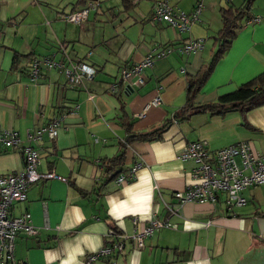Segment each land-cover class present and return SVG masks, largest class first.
<instances>
[{
  "label": "crops",
  "instance_id": "1",
  "mask_svg": "<svg viewBox=\"0 0 264 264\" xmlns=\"http://www.w3.org/2000/svg\"><path fill=\"white\" fill-rule=\"evenodd\" d=\"M128 1L0 0V130L16 131L20 138L14 148L0 144V174L22 168L26 130L35 133L50 118L65 114L54 138L42 132L33 143L37 171H52L65 180L41 178L6 209L9 217L28 212L36 227L33 236L16 233L13 258L25 264H83L87 254L110 240L108 229L129 236L154 217L170 226L154 229L141 248H134L127 237L122 251L91 264H264V182L241 189L240 205H226L225 193H217L212 202H184L176 212L163 204H177L174 193L195 182V163L179 158L188 143L200 141L211 152L246 142L264 152V103L243 113L176 115L186 102L188 79L214 50L220 9L239 7L246 0H165L185 13L201 4L198 19L181 33L150 19L157 0ZM88 2L96 7L78 24L61 18ZM238 22L230 46L191 100L194 105L214 101L264 71V0H250ZM189 39H201V48L187 55L170 52L142 70L141 84L132 77L118 83L116 93L108 90L120 69L147 51ZM32 56L66 67L82 62L94 74L71 85L63 71L41 67L32 82ZM155 95L158 104L137 117ZM164 120L168 123L158 138L126 143L120 173L140 161L134 178L121 184L108 178L105 161L122 149L121 139L128 134L124 123L134 135Z\"/></svg>",
  "mask_w": 264,
  "mask_h": 264
},
{
  "label": "built area",
  "instance_id": "2",
  "mask_svg": "<svg viewBox=\"0 0 264 264\" xmlns=\"http://www.w3.org/2000/svg\"><path fill=\"white\" fill-rule=\"evenodd\" d=\"M200 6L201 4L197 2L190 12L185 13L172 7L165 0H157L152 4L150 19L162 21L180 33L185 32L189 30L190 24L198 19V14L201 10ZM92 8H95L94 3L88 2L86 7L61 14V18L78 24L85 18L87 10ZM253 20H258V18ZM201 46V39H189L174 46L155 47L147 51L140 60L120 69L119 81L129 82L130 78L135 77L134 83L141 84L142 70L150 67L155 59L163 57L170 52L187 55L194 53ZM41 67L58 68L63 71L67 83L71 85L81 83L83 77L91 79L94 74L93 67L82 62L70 63V67H66L62 63L53 61L48 57L32 56L29 61L28 71L30 81L33 82L37 79L40 75ZM117 88L118 81L111 82L108 86V90L111 93H116ZM158 102L159 97L155 95L136 116L142 117L145 109L151 105L158 104ZM64 115L60 113L50 118L45 126L35 133L26 130L25 139L28 144L21 147L23 154L22 168L13 173L0 174V264H25L13 258L15 235L19 231L27 236L36 234V227L31 224L29 213L24 212L21 215L9 217L6 213L9 205L14 201L23 199L27 187L41 178L65 180V177L56 175L52 171L46 173L37 171L39 158L36 147L33 145L40 138L42 132H45L49 138H54L59 122ZM19 142L20 138L16 131L0 130V144L3 147L14 148L18 146ZM121 142L127 145L122 139ZM179 158L182 160L191 159L195 163L192 169V177L195 182L183 191L174 193L177 204L163 203L165 209L169 212H176L178 206L184 202H212L216 200L217 193L226 194L224 198L226 205H240L244 202V199L237 194L241 189L253 187L264 182V152L253 150L246 142L229 144L211 152L200 141L190 142L180 153ZM140 166L141 162L135 161L125 174L119 173L115 177V182L121 184L132 180L135 171ZM169 226L170 224L166 220L149 217L137 231H134L129 236L124 235V233L116 234L110 228L107 232L110 240L94 253L87 254L83 264H91L100 257H106L114 252L122 251L123 242L127 237L132 240L134 248H141L144 238L149 236L154 229Z\"/></svg>",
  "mask_w": 264,
  "mask_h": 264
},
{
  "label": "trees",
  "instance_id": "3",
  "mask_svg": "<svg viewBox=\"0 0 264 264\" xmlns=\"http://www.w3.org/2000/svg\"><path fill=\"white\" fill-rule=\"evenodd\" d=\"M128 3V0H124ZM249 1L239 7L227 6L220 9L221 27L213 36L214 50L210 55L208 62L203 64L196 74L191 76L185 89V104L180 108L176 114L181 118L189 117L194 113L208 112L209 114L222 115L225 112L238 110L239 112H246L247 110L259 106L264 103V71L256 74L245 82L238 84L233 90L221 94L216 97L214 101H209L201 104H193L191 100L196 92L202 86L208 75L210 74L216 61L228 49L232 39L235 36L236 30L239 28V20L244 17L245 11L248 9ZM96 7V5H95ZM13 65L16 64L18 57H14ZM128 67V66H127ZM125 68V67H124ZM117 82V81H116ZM118 83L119 75H118ZM118 84V88L119 89ZM119 101H121L119 99ZM168 120H164L162 124L151 131L145 133H137L131 135L129 123H124L127 135L124 139L125 143L133 140H153L160 136V133L167 126ZM120 152L105 161V172H109L108 178H115L122 170V163L124 159L125 144H121ZM130 181V180H129ZM114 233H120L115 228H111Z\"/></svg>",
  "mask_w": 264,
  "mask_h": 264
}]
</instances>
